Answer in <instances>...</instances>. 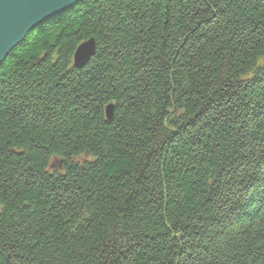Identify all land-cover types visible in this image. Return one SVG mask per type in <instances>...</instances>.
Listing matches in <instances>:
<instances>
[{"label": "trees", "instance_id": "16d2710c", "mask_svg": "<svg viewBox=\"0 0 264 264\" xmlns=\"http://www.w3.org/2000/svg\"><path fill=\"white\" fill-rule=\"evenodd\" d=\"M0 264H264V0L32 30L0 65Z\"/></svg>", "mask_w": 264, "mask_h": 264}, {"label": "water", "instance_id": "95a60500", "mask_svg": "<svg viewBox=\"0 0 264 264\" xmlns=\"http://www.w3.org/2000/svg\"><path fill=\"white\" fill-rule=\"evenodd\" d=\"M82 0H0V65L27 35L42 23L71 9ZM96 51L91 39L79 46L74 67L86 66ZM107 119L114 118V105L106 108Z\"/></svg>", "mask_w": 264, "mask_h": 264}, {"label": "bare ground", "instance_id": "6f19581e", "mask_svg": "<svg viewBox=\"0 0 264 264\" xmlns=\"http://www.w3.org/2000/svg\"><path fill=\"white\" fill-rule=\"evenodd\" d=\"M91 39H94V38H91ZM91 39H89V40H91ZM89 40H88V41H89ZM94 40H95V39H94ZM85 42H87V41H85ZM85 42H83V43H85ZM83 43H82V44H83ZM82 44H81V45H82ZM81 45H80V46H81Z\"/></svg>", "mask_w": 264, "mask_h": 264}]
</instances>
